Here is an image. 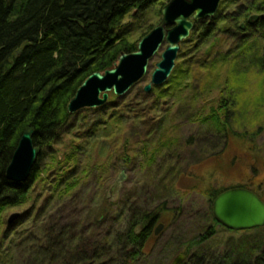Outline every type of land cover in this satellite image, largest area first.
<instances>
[{"label":"trees","instance_id":"trees-1","mask_svg":"<svg viewBox=\"0 0 264 264\" xmlns=\"http://www.w3.org/2000/svg\"><path fill=\"white\" fill-rule=\"evenodd\" d=\"M169 1L0 0V260L12 258V243L18 241L10 240L12 222L7 223L6 232L1 230L4 212L27 205L32 200L33 185L46 170L50 168L54 169L52 173L56 172V191L64 196L70 195L81 182L77 172L82 169L85 175L89 173L85 162L91 161L94 150L99 146L107 157L113 148L123 146V162L128 164L133 158L127 146L137 137L135 127L148 129L145 139L156 132L165 137L169 118L177 104L174 99H179L180 92L193 77L189 70L175 68L168 82L149 94L142 89L123 101L113 102L116 96L111 93L112 101L101 108L79 112L73 124L67 120V107L83 82L94 73L112 69L121 54L135 52L139 41L154 28L152 24L145 26L141 37L132 41L134 23L127 22V19L133 18L140 25L158 19ZM156 8L158 10L152 17V10ZM141 28L138 26L136 32L139 33ZM218 37L234 41L236 59L246 57L255 43L264 41V0H222L215 18L195 23L190 38L181 45L179 61L201 53L203 47H209V57L222 41ZM259 49L255 64L264 73V46ZM232 53L234 51L230 50L229 54ZM229 64L241 67L238 63ZM221 91L228 96L220 97L223 99L220 105L202 119V123L219 136L232 139L237 134L230 128V110L237 98L234 91L226 86ZM28 129L34 130L33 143L39 150V157L30 178L24 183H16L8 179L7 169ZM64 136H73V141H78L70 144V152L61 159L54 147L61 144ZM167 143L174 145L170 140ZM161 144L143 146V164H150L162 153ZM46 160L49 163H43L39 170ZM100 168L104 169L103 173L107 171L104 163ZM173 176L185 177L180 170L173 172ZM100 181L103 182L102 177ZM174 181L165 187L177 192ZM62 184L64 188H61ZM221 193L223 191L215 190L206 193L210 203L207 215L210 226L205 234L187 245L182 264H264V238L208 242L214 239L218 229L234 233L219 225L213 216V202ZM129 211L130 214L124 217L125 211L114 212L111 205L105 208V220L116 214L112 217L116 223L126 222L123 231L116 232L113 227L108 229L107 237L113 236L114 239L107 242L106 250H94L88 258L85 244L77 245L76 250H68L60 245L62 242L52 241L53 237L47 231L44 240L36 241L33 264H94L104 252H116L119 264L146 261L151 256L150 241L158 239L153 233L162 213L157 210ZM99 221L101 219L95 222L96 227H100ZM139 226H144L145 230L136 234ZM262 231L264 228L244 232L259 234ZM68 245L71 247L70 242Z\"/></svg>","mask_w":264,"mask_h":264},{"label":"rangeland","instance_id":"rangeland-1","mask_svg":"<svg viewBox=\"0 0 264 264\" xmlns=\"http://www.w3.org/2000/svg\"><path fill=\"white\" fill-rule=\"evenodd\" d=\"M157 10H152V17ZM160 21L161 17L140 25L133 18L127 19V22L134 23L131 40L140 38L145 26L152 24L155 27ZM138 26H142L139 33L136 32ZM218 38L222 41L209 57V47H203L201 53L190 55L183 62L177 59L175 68L189 70L193 72V77L187 81L188 85L180 92L179 99H174L177 104L169 118L165 137L156 132L145 139L148 129L135 127L137 137L127 146L133 158L130 163L123 162V146L113 148L108 157L101 153L99 146L94 150L91 161L85 162L89 173L85 175L82 169L77 172L76 176L81 182L70 195L64 196L56 191V172L52 173L54 169L49 168L33 185L30 193L32 200L27 205L4 212L1 230L6 232L7 223L12 222L10 240L18 241L12 243V258L6 261L2 258L0 264H33V250L45 239L47 231L53 237L52 241L62 242L59 244L68 250H76L77 245L85 244L88 258L94 250H106L107 242L114 239L113 236L107 237L108 229L113 227L119 232L126 225L125 220L120 223L113 220L116 214L105 220L104 211L108 205L113 206L114 212L125 211L124 217L130 214V209L162 213L156 228L160 224L165 227L158 239L151 241V256L138 264H173L178 256L185 254L187 245L205 234L210 226L207 192L249 187L264 198V73L255 64L259 47L264 46V41L255 43L246 57L236 59L234 41L228 37ZM230 50L234 51L232 55L229 54ZM161 53L151 62L146 77L128 95L137 93L150 83L155 64L161 60ZM229 63H238L241 67ZM225 86L234 91L237 98L230 110V128L232 133L237 134L232 139L219 136L210 126L202 123V119L220 105L223 100L220 97L228 96L221 91ZM128 95L122 99L116 97L113 102L123 101ZM109 101H112L111 97ZM78 115L68 122L73 124ZM72 137H62L61 144L54 147L61 159L70 152V144L78 141H73ZM169 140L173 146L167 143ZM148 143L167 145L161 144L162 153L153 162L143 164L141 151ZM43 163L49 161L42 162L39 170ZM102 163L107 168L105 173L100 168ZM123 170L125 179L119 187H115ZM177 170L185 177L173 176ZM173 179L178 193L165 187ZM61 188H64V184ZM100 219V227H96L95 222ZM246 237L249 240L264 238V231L259 234L229 233L218 229L214 234L215 240L208 242L224 243ZM64 252L68 255L67 251ZM111 256L115 262L109 258ZM94 264H119L116 252H104L103 257Z\"/></svg>","mask_w":264,"mask_h":264},{"label":"water","instance_id":"water-1","mask_svg":"<svg viewBox=\"0 0 264 264\" xmlns=\"http://www.w3.org/2000/svg\"><path fill=\"white\" fill-rule=\"evenodd\" d=\"M222 0H170L162 9L161 21L142 38L133 53H123L117 63L104 73H94L82 83L67 107V120L86 109L105 106L113 93L119 99L126 97L148 74L151 62L161 53L155 64L150 83L145 86L149 94L154 88L163 87L171 77L181 51L195 23L215 18ZM34 130L23 134L7 169V177L16 183L26 182L37 164L39 150L33 143ZM125 170L115 187L124 181ZM216 222L233 232H244L264 228V201L252 190L233 188L219 194L213 202ZM160 225L155 236L163 230ZM144 226L136 229L141 234ZM184 255L178 256L173 264H182Z\"/></svg>","mask_w":264,"mask_h":264},{"label":"flooded vegetation","instance_id":"flooded-vegetation-1","mask_svg":"<svg viewBox=\"0 0 264 264\" xmlns=\"http://www.w3.org/2000/svg\"><path fill=\"white\" fill-rule=\"evenodd\" d=\"M237 188H243V187H237ZM245 189H246V188H245ZM252 191H253V190H252ZM255 193H256V192H255ZM158 223H160V222H158ZM160 225H163V226H164V224H160ZM160 225H159V226H160ZM159 226H158V227H159ZM158 227H157V228H158ZM164 227H165V226H164ZM164 227H163V228H164ZM157 228H156V227L154 228V233H153V234H154V235H153L154 237H156V236H155V232H156ZM159 236H160V235H159ZM159 236H158V237H159ZM152 240H154V239H152ZM152 240H151V241H152ZM151 241H150V242H151Z\"/></svg>","mask_w":264,"mask_h":264}]
</instances>
